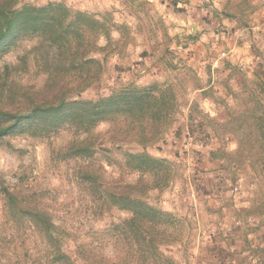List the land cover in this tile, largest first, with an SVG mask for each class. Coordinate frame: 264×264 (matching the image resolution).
Segmentation results:
<instances>
[{
    "label": "rangeland",
    "instance_id": "374dc122",
    "mask_svg": "<svg viewBox=\"0 0 264 264\" xmlns=\"http://www.w3.org/2000/svg\"><path fill=\"white\" fill-rule=\"evenodd\" d=\"M26 1L46 3V0ZM131 2L124 1V5L132 12L122 15L117 13L122 7L88 10L109 25V38L101 39L103 50L95 53L104 58L103 71L100 80L81 94L85 98L96 100L113 89L137 84L136 0ZM258 13L257 17L264 21V10ZM34 42L29 37L16 41L0 55V71L16 62ZM252 52L250 62L236 67L235 74L241 75V84L228 91L231 102L226 101L225 110L218 112L219 118L204 112L196 98L190 104L192 110L186 109L191 96L190 83L196 80L195 68L189 63L174 61L170 54L166 58L162 56L170 71V85L177 93L178 107L161 138L147 145L145 151L154 157L164 156L173 169V177L166 186L149 189L144 198L175 219L173 227L178 241L167 247L173 264H264V138L256 130L257 125L264 126L263 39L253 42ZM10 75L34 86H40L45 78L33 72ZM228 114L231 121L226 124ZM92 133L96 135V153L92 160L99 165L105 187L135 183L140 176L150 180L146 173L139 175L121 168L124 152L143 149L134 139L116 133L107 122L99 123ZM85 136L70 129L44 134L28 127L0 137V184L11 190H23L26 195L35 193L47 205L53 220L64 228V247L72 251L77 244L91 239V231L101 230L125 215L115 208L101 216L94 215L90 209L92 204L82 190L83 183L75 176L84 159L65 160L58 154L66 144ZM207 151L224 155L213 159ZM225 153H229L233 162H228ZM1 210L0 198V237L6 242L12 240L8 248L3 247L0 264H10L9 260L33 264L28 255H23L31 245L27 239L32 235L31 228L23 222H5ZM208 232L216 235L211 237L212 241ZM229 233H234L239 241H229L226 236ZM100 251L106 256L112 255L109 241L101 245Z\"/></svg>",
    "mask_w": 264,
    "mask_h": 264
},
{
    "label": "trees",
    "instance_id": "16d2710c",
    "mask_svg": "<svg viewBox=\"0 0 264 264\" xmlns=\"http://www.w3.org/2000/svg\"><path fill=\"white\" fill-rule=\"evenodd\" d=\"M24 37L34 39V44L0 71V137L28 127L44 134L66 129L85 133L83 139L69 142L58 154L65 160L84 159L75 176L83 183L94 215L114 208L125 215L101 230L91 231V239L72 251L64 247V228L53 220V214L35 193L26 195L23 190L0 184L4 221L23 222L32 230L27 238L31 245L25 244L23 255H28L33 264H77L79 260L82 264H173L167 247L178 241L175 219L144 197L149 189L162 188L173 177L170 163L150 155L145 147L160 139L172 121L178 107L174 87L153 81L113 89L96 100L83 97L81 94L101 78L104 58L95 53L103 50L101 39L109 38V25L91 11L74 9L64 0H47L44 4L0 0V55ZM26 72L44 75L43 83L24 84L10 75ZM229 121L228 114L226 124ZM101 122L141 145V151L123 153L121 168L139 175L146 173L149 181L140 176L135 183L104 186L99 165L92 160L96 153L92 129ZM256 130L263 139V124ZM225 154L228 162H233L229 153ZM223 155L213 152L212 156ZM10 241L0 237L1 256ZM107 241L111 256L100 251Z\"/></svg>",
    "mask_w": 264,
    "mask_h": 264
},
{
    "label": "crops",
    "instance_id": "0c3cea01",
    "mask_svg": "<svg viewBox=\"0 0 264 264\" xmlns=\"http://www.w3.org/2000/svg\"><path fill=\"white\" fill-rule=\"evenodd\" d=\"M67 1L79 9L122 7L117 13L132 12L124 5V1L130 4V0ZM131 1L133 4L134 0ZM262 9L257 0H136V83L170 84V71L162 58L170 54L174 61L195 68L196 80L190 83L191 96L186 109L192 110L190 104L196 98L204 112L219 118L218 112L225 110L226 101L231 102L228 91L241 84L236 67L251 61L255 40H264V21L257 17ZM213 152L207 154L214 159ZM230 234L226 235L229 241H239L234 233ZM211 237L216 235L208 232V238ZM224 248L229 252L225 242Z\"/></svg>",
    "mask_w": 264,
    "mask_h": 264
},
{
    "label": "built area",
    "instance_id": "2783aa9c",
    "mask_svg": "<svg viewBox=\"0 0 264 264\" xmlns=\"http://www.w3.org/2000/svg\"><path fill=\"white\" fill-rule=\"evenodd\" d=\"M257 1L264 8V0H257Z\"/></svg>",
    "mask_w": 264,
    "mask_h": 264
}]
</instances>
